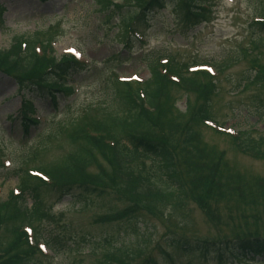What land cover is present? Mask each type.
<instances>
[{
    "label": "rangeland",
    "instance_id": "374dc122",
    "mask_svg": "<svg viewBox=\"0 0 264 264\" xmlns=\"http://www.w3.org/2000/svg\"><path fill=\"white\" fill-rule=\"evenodd\" d=\"M208 1L209 12L192 30L184 27L181 33L172 6L167 5L148 16L142 31L144 41L124 45L125 31L119 19L95 0H0V49L9 48L15 37H23L36 47L45 45L43 49L41 44L36 53L38 59L31 68L35 74L42 72L43 66L72 55L89 63L88 68L72 77L76 81L69 82L72 96L63 98L55 110L50 103L34 97L40 121L29 128L26 137L19 120L14 118L20 107L17 85L0 73V200L18 189L21 169L63 162L70 152L84 144V127L87 134L102 127L101 123L110 117L112 93L121 85L115 82L116 75L129 80L130 87L135 88L145 85L141 82L149 79L146 64L158 57L185 64L218 63V74L213 80L216 93L208 106L213 122L190 125L189 115H184L187 101L195 110L202 97L199 99L198 92L185 93L173 86L164 101L172 114L162 113V128L156 129L174 148L179 143L176 156L184 177V197L139 201L123 193L116 178L112 183H103L109 188L102 197L74 191L73 196L58 201L56 194H44L45 205L55 220L53 217L40 221L34 227L43 235L51 230L59 232L64 246L36 254L41 264H116L121 258L127 259L125 255L129 253L123 254V249L136 251L140 246L137 240L134 241L138 244L133 245L130 237L123 236L135 221L141 227L140 241L147 246L132 264H139L147 256L157 262L160 246L169 235L198 242H226L248 235L264 237V154L260 157L238 150L231 135L213 128L232 127L258 137V129L264 126V91L257 84L247 83L255 74L252 66L264 65V41L262 45L254 44L261 37L249 26L254 15L263 14L264 0ZM110 2L129 9L136 6L137 0ZM256 56L259 59L253 62ZM219 62L226 66H219ZM195 77L198 81L207 80ZM171 118L173 128L167 126ZM187 125L196 136H191L184 150L181 140L184 135L185 141ZM260 149L264 153V143ZM200 152L196 160L193 155ZM93 153L95 158L90 159L86 172L93 176L101 171L110 172L108 162L98 152ZM215 162V189L208 193L203 175L212 171ZM130 167L145 175L153 165L144 160ZM81 176L75 179L81 180ZM129 204L136 208L128 223L127 218H117L116 213ZM0 237L10 238L2 230ZM210 261L206 264H213Z\"/></svg>",
    "mask_w": 264,
    "mask_h": 264
},
{
    "label": "trees",
    "instance_id": "16d2710c",
    "mask_svg": "<svg viewBox=\"0 0 264 264\" xmlns=\"http://www.w3.org/2000/svg\"><path fill=\"white\" fill-rule=\"evenodd\" d=\"M95 2L99 7L113 12L114 17L119 19L125 31L124 45L142 42L139 40L142 37L140 34L145 30L144 23L148 16L167 8V5L172 6L171 10L181 27V33H184V27L189 29L201 22L203 14L208 12L203 6L204 3H208V0H137L136 6L129 9L106 0H95ZM2 10L0 8V17ZM260 15L264 16V10ZM249 26L261 37V40L254 44L262 45L264 21H253L249 23ZM41 44L44 49L45 45ZM254 44L253 48H255ZM37 59L34 45L28 44L23 37H15L10 48L0 49V73L16 82L21 96V107L14 118L19 120L18 125L25 137L28 136L31 125L38 124V121L34 119V97L50 103L55 110L63 98H69L68 96L72 94L71 87L67 86V80L86 69L84 63L65 57L60 61L47 62L49 64L43 66L45 69L35 74L31 68L35 66ZM258 59L256 56L253 62H257ZM219 63H221L219 66H226L223 62ZM187 65L175 60L160 63L159 57L148 61L146 66L150 76L144 82L145 85L132 88L130 83L121 82V85L117 86L112 93L113 101L108 114L110 117L101 123L102 127L93 129L94 132L89 134L85 132L84 127L82 146L70 152L68 158L66 156L61 163L35 168L43 173L45 180L27 170L21 169L18 172V192L10 193L6 199L0 200V230L10 236L5 240L0 237V264H41L36 255L38 254L36 245L28 243L30 237L27 236L25 227L32 229L33 239L35 238L36 241L41 239L52 251L55 250L54 247L64 246L59 232L51 230L43 235L37 232V227H34L35 223L53 220L54 217L45 205L44 194L54 193L58 201L66 196H73L74 191H79L86 196L102 197L109 188L103 183H112L116 178L120 182L123 193H129L139 201L155 202L173 197L181 200L184 197L186 194L184 177H181L178 155L176 156L179 143L175 144L174 148L169 140L165 139L163 133L156 132L158 127L162 128L164 113L169 116L172 114L170 107H166L164 101L168 98L169 90L173 86L179 87L185 93L198 92L199 99L202 97V101L200 100L195 110L191 109L187 101L184 115H189L190 125L202 124L211 117L208 106L211 96L216 91L213 79L207 73H187L185 72ZM216 66H218L217 62ZM255 66H258V69L262 68V73L258 70L247 83L257 84L264 91V65ZM195 75L207 80L198 81ZM173 106L175 103H172V109ZM172 119L174 118L167 121V126L173 128L175 123ZM185 134V141L184 135L181 140V143H184V150L194 134L188 125ZM230 139L242 152H250L260 157L264 154L260 149L264 143L263 135L251 137L249 132H240L238 136ZM93 151L98 152L108 162L110 172L101 171L94 176L86 172L90 159L95 158ZM200 155L201 152L193 156L198 160ZM144 160H149L153 167L145 175L133 172L134 169L130 167L132 163ZM182 161L184 162V159ZM217 164L215 162L212 171L208 173L205 171L203 175L208 193L215 189ZM85 174H88V177H83ZM77 175H82L81 180L75 179ZM130 189L135 190L130 191ZM160 195L164 198H159ZM135 208L136 206L129 204L123 211L116 213L118 216L116 217L127 218L129 223L135 215ZM140 229L139 222L135 221L128 227V231L123 233V236L126 235L132 239L133 245L138 244L134 241L137 240L140 246L136 251L123 249L122 253H129V255H125L127 259L121 258L117 263L115 262L116 264H132L135 257H138L147 246V243L142 244L140 241L142 238ZM159 254L160 259L157 262L153 257L147 256L139 264H206L209 260L213 264H232L235 261L245 264H264V237L248 235L226 242H198L169 235L163 240Z\"/></svg>",
    "mask_w": 264,
    "mask_h": 264
},
{
    "label": "snow or ice",
    "instance_id": "6c2138e0",
    "mask_svg": "<svg viewBox=\"0 0 264 264\" xmlns=\"http://www.w3.org/2000/svg\"><path fill=\"white\" fill-rule=\"evenodd\" d=\"M70 51H72V50L70 49Z\"/></svg>",
    "mask_w": 264,
    "mask_h": 264
}]
</instances>
